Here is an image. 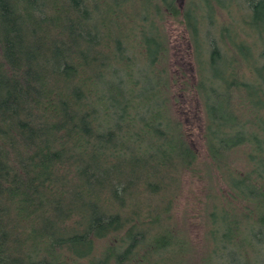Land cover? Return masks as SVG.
<instances>
[{"label":"trees","instance_id":"16d2710c","mask_svg":"<svg viewBox=\"0 0 264 264\" xmlns=\"http://www.w3.org/2000/svg\"><path fill=\"white\" fill-rule=\"evenodd\" d=\"M244 6V7H243ZM191 44L202 251L175 204L197 152L173 114ZM264 0H0V264H264Z\"/></svg>","mask_w":264,"mask_h":264},{"label":"rangeland","instance_id":"374dc122","mask_svg":"<svg viewBox=\"0 0 264 264\" xmlns=\"http://www.w3.org/2000/svg\"><path fill=\"white\" fill-rule=\"evenodd\" d=\"M184 1L179 0V4L182 5ZM167 31L171 41L170 68L174 79L171 92L173 114L185 124V130L198 156L197 170L185 175L181 196L174 207L176 223L186 230L195 249L192 260L195 262L197 252L202 251L203 204L206 194L211 189H224V184L217 172L209 168V164H212L202 138L203 110L192 87L195 85L196 73L188 34L183 24L173 19L168 20ZM258 260H264V253L259 255Z\"/></svg>","mask_w":264,"mask_h":264}]
</instances>
